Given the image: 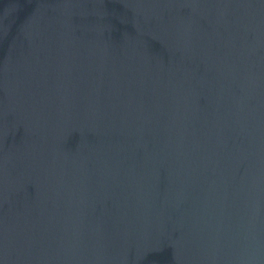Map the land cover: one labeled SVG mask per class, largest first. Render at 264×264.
Wrapping results in <instances>:
<instances>
[{
	"label": "water",
	"instance_id": "obj_1",
	"mask_svg": "<svg viewBox=\"0 0 264 264\" xmlns=\"http://www.w3.org/2000/svg\"><path fill=\"white\" fill-rule=\"evenodd\" d=\"M0 264H264V0H0Z\"/></svg>",
	"mask_w": 264,
	"mask_h": 264
}]
</instances>
